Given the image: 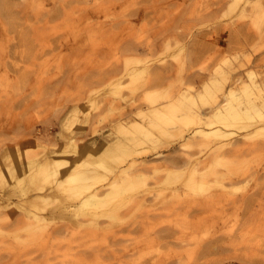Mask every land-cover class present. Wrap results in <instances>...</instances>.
<instances>
[{
	"label": "rangeland",
	"instance_id": "rangeland-1",
	"mask_svg": "<svg viewBox=\"0 0 264 264\" xmlns=\"http://www.w3.org/2000/svg\"><path fill=\"white\" fill-rule=\"evenodd\" d=\"M236 79L264 102V0H0V264H264V109L184 138Z\"/></svg>",
	"mask_w": 264,
	"mask_h": 264
},
{
	"label": "bare ground",
	"instance_id": "bare-ground-1",
	"mask_svg": "<svg viewBox=\"0 0 264 264\" xmlns=\"http://www.w3.org/2000/svg\"><path fill=\"white\" fill-rule=\"evenodd\" d=\"M222 76V75H221ZM223 77V76H222ZM239 79H236L234 83L231 84L226 89L223 88H217L212 94V101L209 103V111L202 113V118H200L202 123H205L206 125L209 126L208 129H205L203 127H198L193 129L192 134L184 135V138L188 137V139H193L196 137H205L209 138L212 136H224L227 132L219 125H239L243 120H252L256 117L262 119V109H264V102L258 105L255 100L249 98V95L246 96V100L242 101L240 99V96L237 95V92L242 90L244 92V88L237 86V81ZM148 85V84H147ZM239 85V84H238ZM210 87L208 85L205 86L204 90L208 92ZM160 95L159 92L157 91H152L148 93L147 97L148 99H156ZM192 96H190L191 98ZM188 100V99H187ZM194 101L193 99H191ZM190 101V100H188ZM191 101V102H192ZM195 102H192L191 104L194 105ZM196 104V103H195ZM190 106V105H189ZM136 122V121H135ZM134 123V122H133ZM137 124V122L135 123ZM250 125V124H248ZM244 127V126H243ZM135 128V127H134ZM138 128H143L141 126H138ZM249 129V128H248ZM247 130V128H246ZM196 136V137H195ZM201 136V137H200ZM130 141V140H129ZM230 146V145H229ZM227 145H222L218 144L215 146V151H223L225 148H230ZM190 162V163H189ZM191 162L193 161H188L184 162V165H191ZM183 167V166H182ZM20 169V168H18ZM71 169V167H70ZM105 170L107 169L104 167V165L99 162V163H90L87 161L81 162L78 166L77 169H75L74 172H72L66 176L69 182H73L77 185L74 186H67L64 184V179L62 181L58 182V185H56L58 191L62 193H68L70 197H76L83 195L86 190L92 189L94 187L88 186L85 184V181H89V179H96L97 177L101 176L102 174L98 172V170ZM194 169V168H193ZM192 169V170H193ZM32 173V172H31ZM27 171L25 174L26 178L32 179V174ZM189 173V172H188ZM171 174V173H170ZM179 174V173H178ZM182 174V171L181 173ZM172 176V175H171ZM207 174L205 171H202L201 174L198 175L197 179L194 175L193 172H190L188 175V180H187V186L188 189L197 195H204L209 191V184L206 182ZM48 177H46L44 181L47 180ZM119 178V176H118ZM116 178L113 180L115 183L116 181H119V179ZM170 177L166 178L169 179ZM66 181V180H65ZM86 181V182H87ZM112 182V186L115 188V184ZM90 185V184H89ZM110 189L106 191L103 195V198L99 200V198H87L84 199L83 201L80 202V204L77 205V210L78 212L81 213H86L90 209L89 207H99L101 202H104V204L108 205L107 203L111 198L116 196V190L115 189ZM109 211H107L106 217L109 219H114L116 216H118V213H114V211H118L117 207L113 209V206L108 205Z\"/></svg>",
	"mask_w": 264,
	"mask_h": 264
}]
</instances>
